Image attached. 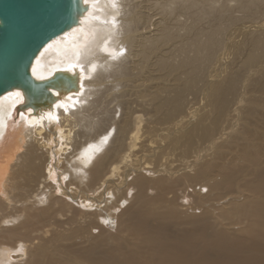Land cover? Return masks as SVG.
Returning <instances> with one entry per match:
<instances>
[{"label":"bare ground","instance_id":"obj_1","mask_svg":"<svg viewBox=\"0 0 264 264\" xmlns=\"http://www.w3.org/2000/svg\"><path fill=\"white\" fill-rule=\"evenodd\" d=\"M82 2L0 95V264H264V0Z\"/></svg>","mask_w":264,"mask_h":264},{"label":"water","instance_id":"obj_2","mask_svg":"<svg viewBox=\"0 0 264 264\" xmlns=\"http://www.w3.org/2000/svg\"><path fill=\"white\" fill-rule=\"evenodd\" d=\"M84 10L82 0H0V95L18 88L23 107L37 112L36 103L48 99L49 89L60 81L72 89L69 74L55 72L38 81L30 67L40 49L77 24Z\"/></svg>","mask_w":264,"mask_h":264},{"label":"rangeland","instance_id":"obj_3","mask_svg":"<svg viewBox=\"0 0 264 264\" xmlns=\"http://www.w3.org/2000/svg\"><path fill=\"white\" fill-rule=\"evenodd\" d=\"M10 212V210L8 209V210H5L4 211V213L6 214V213H8V212ZM41 211H39L38 213H40ZM110 229H111V231H110V233L109 234H114V233H118L117 231H116V229L111 225V227H110ZM115 229V230H114ZM113 243H115V242H113Z\"/></svg>","mask_w":264,"mask_h":264},{"label":"snow or ice","instance_id":"obj_4","mask_svg":"<svg viewBox=\"0 0 264 264\" xmlns=\"http://www.w3.org/2000/svg\"><path fill=\"white\" fill-rule=\"evenodd\" d=\"M17 96H19L20 94L19 93H16Z\"/></svg>","mask_w":264,"mask_h":264}]
</instances>
